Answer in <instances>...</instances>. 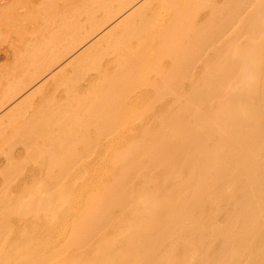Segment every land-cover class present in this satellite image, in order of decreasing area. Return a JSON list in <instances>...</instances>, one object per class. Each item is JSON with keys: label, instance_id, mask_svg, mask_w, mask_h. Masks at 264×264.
Segmentation results:
<instances>
[{"label": "bare ground", "instance_id": "6f19581e", "mask_svg": "<svg viewBox=\"0 0 264 264\" xmlns=\"http://www.w3.org/2000/svg\"><path fill=\"white\" fill-rule=\"evenodd\" d=\"M10 32L0 264H264V0H0Z\"/></svg>", "mask_w": 264, "mask_h": 264}, {"label": "rangeland", "instance_id": "374dc122", "mask_svg": "<svg viewBox=\"0 0 264 264\" xmlns=\"http://www.w3.org/2000/svg\"><path fill=\"white\" fill-rule=\"evenodd\" d=\"M8 34H9V36H8ZM8 34H6V36H3V37H6V38H1L2 40H3V42L2 43H0V56L3 54V52L4 51H7V52H9L10 51V47H8V46H6L7 45V43L9 42V40H10V45L13 43V35H12V33L10 32V33H8ZM12 35V36H11ZM7 38H8V40H7ZM1 39H0V41H1ZM7 40V41H6ZM5 42V43H4ZM9 49V50H8ZM6 60H4L3 58L1 59V57H0V64H2V63H4Z\"/></svg>", "mask_w": 264, "mask_h": 264}]
</instances>
